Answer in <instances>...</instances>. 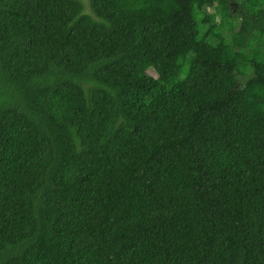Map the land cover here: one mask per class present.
<instances>
[{"label": "trees", "instance_id": "16d2710c", "mask_svg": "<svg viewBox=\"0 0 264 264\" xmlns=\"http://www.w3.org/2000/svg\"><path fill=\"white\" fill-rule=\"evenodd\" d=\"M241 2L0 0V264H264Z\"/></svg>", "mask_w": 264, "mask_h": 264}, {"label": "rangeland", "instance_id": "374dc122", "mask_svg": "<svg viewBox=\"0 0 264 264\" xmlns=\"http://www.w3.org/2000/svg\"><path fill=\"white\" fill-rule=\"evenodd\" d=\"M193 2H196L198 0H191ZM229 8L231 10H239V11H243V4L241 2V0H229ZM235 39L236 38H233V42H235ZM141 66L142 67H145L146 66V63H141Z\"/></svg>", "mask_w": 264, "mask_h": 264}]
</instances>
